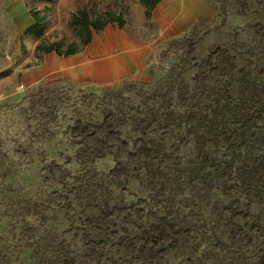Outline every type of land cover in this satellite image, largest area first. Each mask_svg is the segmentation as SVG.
Returning a JSON list of instances; mask_svg holds the SVG:
<instances>
[{"label":"rangeland","instance_id":"obj_1","mask_svg":"<svg viewBox=\"0 0 264 264\" xmlns=\"http://www.w3.org/2000/svg\"><path fill=\"white\" fill-rule=\"evenodd\" d=\"M23 2L45 22L28 37L0 0V264H264V0H216L132 79L28 88L85 48L79 11L156 29L137 0Z\"/></svg>","mask_w":264,"mask_h":264},{"label":"crops","instance_id":"obj_2","mask_svg":"<svg viewBox=\"0 0 264 264\" xmlns=\"http://www.w3.org/2000/svg\"><path fill=\"white\" fill-rule=\"evenodd\" d=\"M10 1L12 13L24 21L23 27L26 25L21 28L25 31L33 28L36 23L23 0ZM132 10L131 22L144 28L152 24L156 29L155 36H136L127 29L128 23L124 28L109 25L100 34H93L91 44L74 56L41 55L40 65L35 70L21 74L23 88L69 77L102 86L132 79L144 73L153 49L158 48L161 41L186 35L197 26L212 23L219 11L216 0H163L151 12L149 20L140 0ZM32 51L35 52L36 47Z\"/></svg>","mask_w":264,"mask_h":264},{"label":"trees","instance_id":"obj_3","mask_svg":"<svg viewBox=\"0 0 264 264\" xmlns=\"http://www.w3.org/2000/svg\"><path fill=\"white\" fill-rule=\"evenodd\" d=\"M163 0H140L141 4L146 9V18L149 20L151 17V12L156 8V6ZM32 18L35 21L36 25L27 31L26 36L34 37L36 39L41 38L40 26L45 22L44 18H40L37 12H31ZM117 24L119 28H124L126 22L120 18L115 17L112 14H107L102 17L91 18L87 10L79 11L72 17L71 25L77 29H80V34L83 38V46L87 47L92 42L93 34H100L103 30L109 26ZM37 52H42L39 48ZM44 52V51H43ZM45 54L51 53V50L44 52ZM78 54V51H70L65 57H71ZM61 56V55H60ZM62 57V56H61Z\"/></svg>","mask_w":264,"mask_h":264}]
</instances>
